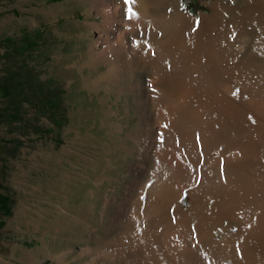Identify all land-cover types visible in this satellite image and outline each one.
I'll return each mask as SVG.
<instances>
[{
    "label": "rangeland",
    "instance_id": "1",
    "mask_svg": "<svg viewBox=\"0 0 264 264\" xmlns=\"http://www.w3.org/2000/svg\"><path fill=\"white\" fill-rule=\"evenodd\" d=\"M170 1H177L179 9L193 18L190 28L209 29L208 44H197L201 54L208 47L216 62L221 54L226 55L224 68L211 72V80L220 83L227 79L228 63L233 61L228 59L232 50L228 40L234 38L239 48L245 46L241 58L252 57L262 65L264 79L263 3ZM118 3L121 5L119 0H0V79L15 78L19 88L28 92L22 96L39 92L47 100L35 105L26 99L18 115L0 119V145L5 148L0 149V193L12 201L10 213L0 214L4 220L0 223V264H144L140 255L123 252L124 240L133 223L142 230L138 217L130 221L132 212L138 213L143 192L165 173V164L155 150L167 125L154 104L151 82L155 68L145 59V52L150 44L171 36L173 9L168 7L158 19L137 17L134 21L139 28L130 32L126 13L115 16ZM107 16L115 17L114 25L105 24ZM135 39H144L149 48L137 45ZM171 49L179 60L178 48ZM205 65L208 71L212 63ZM10 100L0 88V107L8 108ZM187 145L189 154L192 150ZM171 148L174 159L183 157L176 141ZM189 160L194 169L190 179L198 183L206 160L193 156L192 163V155ZM135 180H140V186L130 205L119 212L117 208ZM185 185L181 207L188 209L195 200ZM258 193L257 189L256 199L247 204L253 218L260 210ZM212 203L211 198L205 202ZM172 217L178 219L175 214ZM142 222L164 238L161 218L145 217ZM238 228L236 220H227L215 226V232L223 237ZM192 230L187 239L182 235L176 241L182 248L193 247V264H235L222 255L219 262L208 257L199 230L196 226ZM257 236L253 240L259 244L262 237ZM260 249L258 258L264 262V248ZM159 254H169L166 245ZM169 264L183 263L170 260Z\"/></svg>",
    "mask_w": 264,
    "mask_h": 264
},
{
    "label": "bare ground",
    "instance_id": "2",
    "mask_svg": "<svg viewBox=\"0 0 264 264\" xmlns=\"http://www.w3.org/2000/svg\"><path fill=\"white\" fill-rule=\"evenodd\" d=\"M119 1L121 5L117 4L115 16L126 13L131 21L130 32L139 28L134 21L137 17L158 19L168 7L173 9L171 10L172 34L169 38L165 41L161 39V43L150 44V48L144 39L139 42L135 39L137 45L142 44L141 46L149 48L145 52V59L152 62L155 68V76L151 82L155 91L153 100L158 109V116L160 115L167 122L164 130L162 129L164 134L162 140L160 139L161 144L155 153L160 157V162L165 164L163 165L165 173L156 179L152 187L143 192L144 196L142 195L139 199V214L133 210L130 221H136L138 217L142 230L140 231L135 223L132 224L128 239L124 240L126 247L123 252L133 251L142 257L144 264H169L170 260L193 264V247L182 248L176 239L182 235L187 239V236L192 234V228L196 226L199 230V241L209 254L208 257L217 259L219 255H222L231 259L235 264H264L258 258L260 247L264 248V79L262 65L250 59L252 58L249 57L250 54L246 55L249 59L241 58V52L245 46L239 48L234 38L232 41L228 40V46L232 49L228 59L233 61L228 63L227 79L221 80L220 83L211 80V72L224 68L223 63L225 62L223 61L226 55L221 54L216 62L212 59L211 50L208 47L204 54L200 53V49L197 50L198 42L205 41L208 44L209 29L203 28L201 31H196L190 28L193 18L179 9L177 1L133 0L132 9L135 15L131 17L127 11L129 5L125 3V0ZM256 1L264 5V0ZM107 23L114 25L115 17L107 16L105 24ZM172 47L178 48L177 58L179 60L173 57V53L176 52L171 49ZM208 63L212 65L207 71L205 64ZM219 74L221 75L220 72ZM234 92L236 95H233ZM175 141L184 153L180 159L173 157L175 151L171 146ZM188 143L192 150L189 154L187 153ZM181 148L178 149L181 150ZM189 155H192V163L193 156H197L198 160L204 157L207 163V166L201 170L203 176H200L198 183L190 179L193 168ZM139 183L140 180L132 181L129 194L117 208L119 212L128 204L130 205L132 194L139 188ZM183 183L189 186L190 195L195 200V203L188 209L181 207L184 196ZM257 189L259 191L257 202L260 210L258 216L253 218L251 212L247 211V204L249 202L252 204L251 200L256 199ZM210 198L213 203L205 204ZM174 214L178 219L172 217ZM145 217L163 220L164 238L143 225L142 218ZM227 220H236L239 228L236 232H227L223 237H219L215 232V226ZM257 233V239L262 237V242L259 244L253 240ZM163 245L167 246L169 253L165 257L159 254ZM219 261L218 258L216 262Z\"/></svg>",
    "mask_w": 264,
    "mask_h": 264
},
{
    "label": "trees",
    "instance_id": "3",
    "mask_svg": "<svg viewBox=\"0 0 264 264\" xmlns=\"http://www.w3.org/2000/svg\"><path fill=\"white\" fill-rule=\"evenodd\" d=\"M18 81L15 80V78L12 77H5L0 79V88L10 97V106L8 108L0 107V119L2 117H8L12 114L18 115L20 113V107L22 104H24V101L27 99V101H30L31 103L35 105H39L40 103H45L47 100L45 98L46 94H40L39 92H33L29 95H25L23 93L25 90H21L18 85ZM26 87V86H25ZM24 88V87H23ZM27 90V89H26ZM28 93V92H27ZM21 94V95H19ZM32 97V98H30ZM25 98V99H24ZM30 99V100H29ZM2 147V148H1ZM4 146L0 145V149H2V152L5 148ZM1 151V150H0ZM12 201L9 198L7 194L0 193V214H9L10 209L12 207ZM0 223L3 224L4 220L0 219Z\"/></svg>",
    "mask_w": 264,
    "mask_h": 264
},
{
    "label": "snow or ice",
    "instance_id": "4",
    "mask_svg": "<svg viewBox=\"0 0 264 264\" xmlns=\"http://www.w3.org/2000/svg\"><path fill=\"white\" fill-rule=\"evenodd\" d=\"M125 3L129 5V7L127 9L129 17L135 15V13L133 12V9H132L133 0H125ZM238 91L239 90H237V92ZM233 95H236V93L234 92Z\"/></svg>",
    "mask_w": 264,
    "mask_h": 264
}]
</instances>
